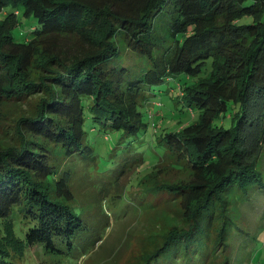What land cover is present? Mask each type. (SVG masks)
I'll return each instance as SVG.
<instances>
[{
    "label": "trees",
    "instance_id": "trees-1",
    "mask_svg": "<svg viewBox=\"0 0 264 264\" xmlns=\"http://www.w3.org/2000/svg\"><path fill=\"white\" fill-rule=\"evenodd\" d=\"M7 7L0 19V264H18L34 245L64 259L77 244L85 253L105 235L106 224L89 223L74 209L63 163L94 151L85 98L104 130L147 134L158 163L188 174L148 191L177 201L183 226L129 264L222 257L228 264L237 231L230 194L264 188V0H0V13ZM20 9L38 24L25 42L12 35ZM123 48L151 67L132 72L121 64ZM165 83L183 93L174 102L178 117L191 110L197 119L155 132L145 95L168 97L160 89ZM16 209L31 223L24 240L15 234Z\"/></svg>",
    "mask_w": 264,
    "mask_h": 264
},
{
    "label": "rangeland",
    "instance_id": "rangeland-1",
    "mask_svg": "<svg viewBox=\"0 0 264 264\" xmlns=\"http://www.w3.org/2000/svg\"><path fill=\"white\" fill-rule=\"evenodd\" d=\"M10 11L11 7L5 8L0 13V19ZM20 11L19 23L12 30V35L18 42H25L38 24L33 17H25L22 9ZM244 21L252 22L250 17ZM158 23L163 33L167 27L165 18L161 16ZM167 40L165 47L171 49V43ZM121 55V64L137 75L151 67V61L126 48L122 49ZM172 84L165 83L160 87L170 99L158 92L156 98L145 95L150 100L144 104L143 111L154 124L155 132L162 127L177 131L197 119V113L191 110L188 118L178 117L174 102L177 96L182 99L183 93L167 88ZM91 104V99L85 98L84 127L88 144L94 151L90 154L84 152L71 160L64 159L63 163L71 174L74 209L89 223L106 224L105 235L85 253L82 251L84 246L77 244L71 256L64 259L48 255L41 245H34L26 249L21 260L16 259L18 264H51L58 260L60 264H129L143 248L153 247L154 242L160 244L163 236L174 226H183L178 202L163 199L161 195L152 196L148 191L155 187V182L178 181L187 178L188 174L172 168L168 161L158 163L159 158H155L157 151L149 146L147 134L138 138L123 136L121 132L111 129L104 130L101 124L93 121L89 111ZM229 124L227 119L225 126ZM104 131L108 133L105 137ZM259 168L264 178V151ZM230 195L232 203L229 215L237 220V231L233 232L232 247L228 248V264H264V188H254L248 196L241 193ZM12 218L16 236L24 240L31 223L24 220L17 209L12 213ZM224 260L225 257H222L209 264H223Z\"/></svg>",
    "mask_w": 264,
    "mask_h": 264
}]
</instances>
